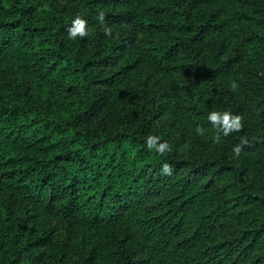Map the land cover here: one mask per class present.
Wrapping results in <instances>:
<instances>
[{
    "label": "trees",
    "instance_id": "1",
    "mask_svg": "<svg viewBox=\"0 0 264 264\" xmlns=\"http://www.w3.org/2000/svg\"><path fill=\"white\" fill-rule=\"evenodd\" d=\"M72 1L75 14L61 9L50 25L35 5L0 0L6 12H0V64L9 59L42 72L66 92L86 91V103L69 104L71 116L62 129L43 126L34 109L4 103L0 95V189L21 196L29 214H55L92 229L83 264H264V199L256 213L239 210L228 216V203L233 201L237 211L250 202L249 195L254 198L251 191L208 198L210 183L196 187L191 177L232 170L235 184L245 189L257 156L264 158V17L247 11L249 0H238L242 8L228 16L219 6L202 20L194 16L196 8L230 1L147 0L142 6L141 0ZM100 12L110 27H133V33L108 46L122 59L130 58L121 66L125 74L142 62L152 77L173 80L157 103L141 105L135 127L128 120L115 131L77 128L81 117L103 112L112 102L85 72L90 61L101 62L104 56L84 59L81 49L68 45L73 41L68 29L77 16L100 32ZM232 49L234 54L222 60ZM233 81L239 85L236 91L230 87ZM213 110L243 116V130L219 144L200 137L205 159L179 155L171 129L179 123L212 130L207 116ZM157 119L163 129L152 128ZM149 136L158 138L156 146L166 142L168 147L156 151ZM242 139L247 144L237 157L233 147ZM177 175L181 180L175 181ZM168 191L178 193L167 198ZM156 193L159 204H150ZM225 216L239 219L230 236L228 227L218 229Z\"/></svg>",
    "mask_w": 264,
    "mask_h": 264
},
{
    "label": "rangeland",
    "instance_id": "2",
    "mask_svg": "<svg viewBox=\"0 0 264 264\" xmlns=\"http://www.w3.org/2000/svg\"><path fill=\"white\" fill-rule=\"evenodd\" d=\"M19 1L26 5H35L43 19L50 25L57 22V17L54 14L59 10L63 9L69 14L76 12V5L72 0ZM146 1L141 0V6ZM149 1L153 2L154 0ZM226 1L230 2H225L222 5L204 4L199 6L194 10L195 18L205 19L208 13L218 10L219 6H222L220 10L223 16H228V12L234 8H242L243 4L238 0ZM249 3L252 8L247 11L256 18L264 17V0H249ZM137 8L140 6L138 5ZM0 12L6 14L1 3ZM235 25L240 27L239 23ZM112 29L111 37L105 36L103 28L100 29V32L98 28L94 31L89 29L88 37L77 38L68 44L73 49H81L84 59H88L90 54L92 58L104 56L101 62L90 61L85 72L95 80L93 85L102 88L112 100L111 106H107L103 112L88 113L85 117H81L77 128L91 131L94 129L115 131L128 120H130V125L135 127L137 110L141 108V105L157 103L166 84L173 83L170 75L161 78L152 77L151 72L142 62L125 74V70L121 66L127 63L130 58L126 56L122 59L123 54L118 56L116 49L111 50L108 46L120 42L124 35L133 33V27L123 25L114 26ZM245 29L246 26H243L242 32ZM232 31L238 35L241 33V31H236V28H233ZM138 38V41L144 45L145 41L142 36ZM103 45L104 47H102ZM234 51L235 49H232L222 57V60H226L231 54H234ZM8 62L9 59L0 64L2 71L0 95L3 102L9 105L24 104V106L34 109L40 115L43 126L49 125L52 128L55 125V128L62 129L71 116L69 104L82 105L86 103L85 90L76 93L66 92L44 77L42 72H32L19 66L16 62ZM117 72L118 76H116ZM177 76V74H173V77ZM164 125L161 119H157L152 128L160 130ZM43 133L40 131L39 135ZM214 133L215 130L210 129L202 136L197 135L196 129L186 124L177 123L171 129V139L179 155L196 156L197 160H202L207 155L199 146V138L211 139ZM209 154L213 156L211 150L208 151ZM257 158L255 169L249 173V177L244 179L245 189L235 184L237 174L232 170L223 174L217 173L215 176L213 173L198 176L191 174L192 182L194 184L197 182L196 187L201 186V188L206 184L205 182H209L210 187L206 192L208 198L211 194L220 192L221 195L216 196L227 198L250 190L249 193L254 197L249 195L250 202H244L239 208L237 207V211L236 207L232 205L233 201L229 202L227 206L228 216L239 213V210L245 211L246 215H251L256 213L257 208L260 207V198L264 199V158L259 155ZM231 160L232 156L227 155L226 161L230 162ZM177 180H181L179 175L175 177V181ZM182 180L184 181L185 178L183 177ZM176 192L168 191L164 195L168 198L176 196L178 193ZM186 193L183 192V194ZM183 198L181 197L178 201ZM149 203L159 204L158 193L154 194ZM28 207L30 206L21 196L0 189V264H83L82 253L85 249L89 250L91 246L89 240L93 238V230L81 223L72 225L66 218L55 214L43 212L29 214ZM228 216L221 218L217 224L221 223L218 227L219 231L228 227L230 230L228 236H230V232L233 233L236 230L235 226L239 219L231 221ZM181 239L182 237H179L177 241Z\"/></svg>",
    "mask_w": 264,
    "mask_h": 264
},
{
    "label": "clouds",
    "instance_id": "3",
    "mask_svg": "<svg viewBox=\"0 0 264 264\" xmlns=\"http://www.w3.org/2000/svg\"><path fill=\"white\" fill-rule=\"evenodd\" d=\"M99 23L103 27V32L105 36L111 37L113 33L112 27L108 26L105 23V14L103 12H100L98 17H97ZM69 33V39L75 40L77 38L84 39L89 36L90 30L87 25V21L83 19L80 16H77L73 21H72V26L68 29ZM231 90L236 91L239 87V85L233 81L230 84ZM207 120L212 124L213 129L215 130V134L213 136V141L214 143H221L222 137H227L231 135L234 132H240L243 130L244 124L243 120L244 117L236 114L233 115L232 113L228 111H216L213 110L211 111L208 116ZM205 129L201 126H197L196 128V133L197 135H204ZM157 140L158 138L149 136L147 138V142L149 145L156 146L157 145ZM247 144V141L242 139L241 142L233 147V153L235 156H239L242 148ZM168 147L166 142L165 144H161L156 146V151L158 152H163L164 149ZM164 170L170 171L169 165L164 164L163 165Z\"/></svg>",
    "mask_w": 264,
    "mask_h": 264
}]
</instances>
